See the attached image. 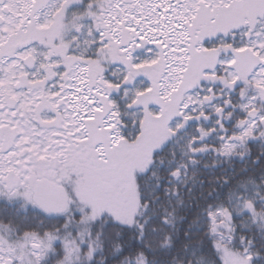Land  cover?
Instances as JSON below:
<instances>
[{
    "label": "snow or ice",
    "instance_id": "snow-or-ice-1",
    "mask_svg": "<svg viewBox=\"0 0 264 264\" xmlns=\"http://www.w3.org/2000/svg\"><path fill=\"white\" fill-rule=\"evenodd\" d=\"M0 264H264V0H0Z\"/></svg>",
    "mask_w": 264,
    "mask_h": 264
}]
</instances>
